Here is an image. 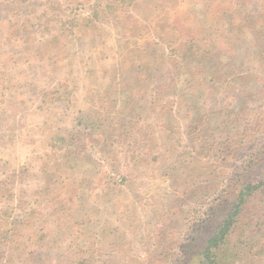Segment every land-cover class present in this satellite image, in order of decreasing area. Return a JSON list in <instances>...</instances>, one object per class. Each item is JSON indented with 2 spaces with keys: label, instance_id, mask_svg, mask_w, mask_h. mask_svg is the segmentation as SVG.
Masks as SVG:
<instances>
[{
  "label": "rangeland",
  "instance_id": "1",
  "mask_svg": "<svg viewBox=\"0 0 264 264\" xmlns=\"http://www.w3.org/2000/svg\"><path fill=\"white\" fill-rule=\"evenodd\" d=\"M170 17L177 35L162 25ZM206 21H224L213 42ZM240 22V42L255 32L233 50L229 31ZM202 37L205 46L189 48L187 64L218 52L216 61L201 66L208 84H188L174 53ZM258 38L264 0H0V179L12 175L9 186L36 202L33 227L20 244L0 245V264H180L264 147ZM91 115L123 116L135 137L104 142ZM61 136L78 159L64 173ZM29 165L50 179L20 176ZM8 206L0 233L16 211ZM245 213L222 264H264V191ZM194 260L195 253L186 264Z\"/></svg>",
  "mask_w": 264,
  "mask_h": 264
},
{
  "label": "trees",
  "instance_id": "2",
  "mask_svg": "<svg viewBox=\"0 0 264 264\" xmlns=\"http://www.w3.org/2000/svg\"><path fill=\"white\" fill-rule=\"evenodd\" d=\"M225 18H227L226 15H225ZM163 21L166 23V18H164ZM205 23H207L208 28H209L208 30L213 35L212 40H211V42H213L215 41L217 37L216 33L222 30V25L224 21H220V22L217 21L216 23L212 22L211 24L210 22L208 23V21H206ZM183 24L186 25L187 22L184 21ZM162 25L163 26L167 25V28L165 31H167L169 34L174 33V35H177L176 33L178 32V29H177V26L173 23V20L171 19V17H170V22L167 21L166 24L162 23ZM242 28H243V25L240 22L238 24H235L234 27H231V30L229 31L230 35L235 40L233 41V43H235V46L232 47L233 50L237 49L238 47L239 49L243 48V45L246 43V42H243V40L253 39V35H254L253 32L255 31L251 28L250 30H247L249 32L250 39L247 34L246 35L244 34V37L242 38L240 42L239 35L243 31ZM262 30H259L261 31L260 32L261 34L263 33ZM255 41L258 43L259 41H261L264 45V38H261V39L258 38V40L255 39ZM238 43H239V46H237ZM173 45H177V43ZM195 46L199 49V52H200L201 47L203 48L205 46L204 38L202 37L200 39H196L192 41L188 40L185 42V45L182 47L183 49L181 53L179 52L174 53V55L179 54L180 56V58L178 57L174 59V65L180 66L175 70H182L181 72L183 74V77H182L184 79L183 81L184 82L188 81V84H191V82L194 81L196 84L206 85L209 82L208 83L203 82L202 77L205 74H203L204 71L202 70L201 66L202 64L203 65L207 64V62L216 61V57H213V56L217 55L218 52H214V54L212 53L213 54L212 56H210L209 54H203L200 56V58L192 60V62L188 65L187 61L189 57H187L186 55L191 56V54L193 53L188 54L189 53L188 50L189 48L191 47L193 48ZM213 46L214 44L212 45V47ZM263 54H264V47L262 49V53L253 54V61H255L256 64H259V60L262 58ZM193 63H196L197 65L196 67H194V69L191 66ZM260 69L261 67L257 68V70H260ZM217 71L218 70L216 69L215 74L217 73ZM195 74L197 75V77H193ZM250 74L251 76H253L255 72L252 71ZM211 82L212 80H210V83ZM256 82L260 84L258 80H256ZM129 93L126 92V95L123 96L121 100L118 99V103L120 104V101H121V105L126 106L127 102L129 101ZM99 117L100 118H98L96 122H93V120L95 119L93 118L92 115L89 116V118L87 119H90V122L92 123V125H94L95 130H96V127H98V129H101L102 131H104L105 137H106V139H103L104 142H108V139H109L108 137H111L117 133L119 134L118 137H126L128 139H131V137H135V135L130 131L132 127L130 128L128 127L129 121H127V119L124 118L123 116L120 118L117 117L115 119H110L111 116H106V115L102 116V119H101V116ZM82 120L83 119H81V121ZM85 129H88V127H86ZM78 135L83 136L77 133V136ZM77 136L74 135L72 137V140H77L76 139ZM58 139H59V142H61L63 147L65 148V151L69 153V154H66L65 156V158L67 159L63 157L64 160L60 162V164L63 166V168H61V166L59 165L60 171L62 173H64L65 170L69 171L68 168L70 166H67V165H71V168L73 166V169H72L73 171L75 167L74 165L78 164L77 163L78 159H74L73 157L74 156L73 148L72 146L68 145L69 138L64 139V137L61 136ZM103 144L104 146L102 145V143H100L103 149H105L107 144L105 143ZM258 155L259 157L255 160L254 167H251L253 169V174L251 173L252 172L251 170V171H244L239 176L238 180L234 183L230 191L227 193L228 196L224 200H222L219 206L217 207V209L214 210L213 215L211 216V219L209 221L203 222L201 224L202 227L196 231V234L191 240L192 242L189 244L190 246H187V248L189 247L188 250L183 253L184 255H183V258L181 257V261L179 260L180 264H186V261L190 259V256L193 253H195L194 264H222L221 262L222 259L220 255L224 252V249L226 247H229L232 243L235 242V240H237L236 239L238 237L237 235H240L238 231V221H240L242 218L245 217L244 216L246 215L245 212L247 208H249L255 196L257 194H261L264 191V147L259 152ZM141 160L143 164L147 162L145 158H142ZM5 162L6 164L9 163L7 160H5ZM64 166L66 167L64 168ZM42 168H46V167L43 166ZM20 173H21L20 176H24L26 178L32 177L33 174H36L40 177L41 175H43V177H45L47 180L50 179L49 174H47L48 172L46 169L40 168V172L35 173V172H32V169H30V165L28 169L20 171ZM56 174L57 176L59 175V170L56 171ZM250 174L251 176H249ZM12 177L13 176L11 175V176H5L4 178L0 179V198L4 200L3 203L5 205L4 210L0 209V217L9 216L8 212L10 208L8 205H11V207H13L16 210V211H13L14 214L10 215V216L13 215L12 221L9 223L10 229L1 230L0 245L2 247L3 246L7 247L8 245L11 246L12 244L14 245L20 244L25 238V230H27V228L30 226L33 227V224L32 222H30L29 217L32 216L33 211L31 209L35 208L36 202L29 201V197H27L24 194L23 190L16 191V189L13 186H9V182ZM73 177L75 178L74 173H73ZM31 190H34V189H31ZM38 192H42V191L38 189ZM30 199H32L33 201L35 200V198H30ZM10 200H11V204H9ZM17 200H18V205H15ZM6 210L8 212H6ZM3 212H6V213H3ZM191 244H194V245L191 246ZM112 251L115 252L113 256L118 257L117 256V254H119L118 248H114V250ZM69 252L71 253V250H67V254ZM67 254L64 253V255H67ZM78 254H81V252L78 251L76 255ZM68 257L69 259L71 258V256L69 255ZM24 258H27V257L25 256ZM68 260H67V263H70ZM90 260H91L90 258H87L86 264H91ZM9 263L15 264V263H12L11 260H9ZM100 263L101 262H98V264ZM72 264H85V263L75 261ZM102 264H120V260H116L115 263L114 261H112L111 263L110 261L105 260L103 261Z\"/></svg>",
  "mask_w": 264,
  "mask_h": 264
}]
</instances>
